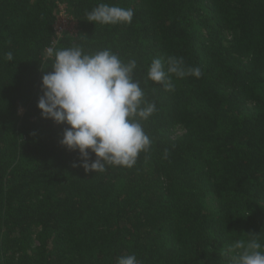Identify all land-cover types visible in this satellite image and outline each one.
Returning a JSON list of instances; mask_svg holds the SVG:
<instances>
[{"label":"trees","instance_id":"obj_1","mask_svg":"<svg viewBox=\"0 0 264 264\" xmlns=\"http://www.w3.org/2000/svg\"><path fill=\"white\" fill-rule=\"evenodd\" d=\"M101 2L132 23L87 21ZM61 5L74 32L57 29ZM52 46L137 61L157 111L133 167L85 172L59 143L68 126L41 118ZM169 56L201 77L147 81ZM247 234L264 244V0H0V264H231Z\"/></svg>","mask_w":264,"mask_h":264},{"label":"clouds","instance_id":"obj_2","mask_svg":"<svg viewBox=\"0 0 264 264\" xmlns=\"http://www.w3.org/2000/svg\"><path fill=\"white\" fill-rule=\"evenodd\" d=\"M134 14L131 8L101 2L86 15L92 23L117 25L132 23ZM45 57L51 58L52 71L42 75L37 108L42 119L68 126L60 145L78 152L79 166L85 172L104 173L109 166L133 167L139 154L147 153L152 145L141 121L157 111L154 102L145 101L141 82L133 79L137 61L125 63L110 49L85 53L79 46L48 47ZM5 58L13 61V53H6ZM201 75V68L186 66L182 57L169 56L166 61L152 59L147 81L171 92L175 90L171 76L183 79ZM247 235L252 238L236 240L224 255L231 264H264V244L258 235ZM116 264L141 262L133 253L118 257Z\"/></svg>","mask_w":264,"mask_h":264},{"label":"rangeland","instance_id":"obj_3","mask_svg":"<svg viewBox=\"0 0 264 264\" xmlns=\"http://www.w3.org/2000/svg\"><path fill=\"white\" fill-rule=\"evenodd\" d=\"M61 7H64V5H61ZM60 17V24L59 26L62 27V29L64 30H69L70 32H74L75 29V21L72 19V17L70 15H67L63 13L59 14ZM62 17V18H61ZM182 130L181 127H177V131L180 132Z\"/></svg>","mask_w":264,"mask_h":264},{"label":"built area","instance_id":"obj_4","mask_svg":"<svg viewBox=\"0 0 264 264\" xmlns=\"http://www.w3.org/2000/svg\"><path fill=\"white\" fill-rule=\"evenodd\" d=\"M61 13H63V15L64 14H66L67 15V13L65 12V10L63 9V7L61 8V10L59 11V13H58V18H57V21H56V26H57V29L58 30H62V27H60L59 26V24H60V17H59V14H61ZM62 18V17H61Z\"/></svg>","mask_w":264,"mask_h":264}]
</instances>
